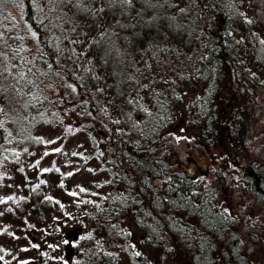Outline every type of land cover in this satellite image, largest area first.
<instances>
[{"label": "trees", "instance_id": "trees-1", "mask_svg": "<svg viewBox=\"0 0 264 264\" xmlns=\"http://www.w3.org/2000/svg\"><path fill=\"white\" fill-rule=\"evenodd\" d=\"M9 1L0 2V83L4 102L17 114L15 136L38 145L40 136L32 131L44 118L31 112L36 108L28 102V71L13 65L17 62L14 54L23 61L28 53L18 30L9 25L5 9ZM23 4L27 13L31 9L30 14L36 17L32 0ZM109 7H115L121 19L96 33L88 31L86 24L80 51V38L70 36L62 22H58L61 31L56 40L51 36L48 26L60 20L59 15L46 9L42 19L36 17L37 24L28 21L41 46L42 75L51 77L45 80L54 81L62 75L74 89L75 102L89 110L71 112L65 98L54 94L60 106L54 103L51 111L58 118L60 112H69V118L88 120L93 127L92 139L94 122L105 134L102 153L97 155L109 171L110 189L101 200L85 202L95 210L97 224L91 236L82 240L81 251L70 264L112 261L105 242L111 233L123 231L121 221L127 211L134 212L145 230L147 244L172 252L166 246V235H173L179 251L187 253L186 264H264L263 253L255 259V251L264 252L261 230L245 242L244 223L220 205L219 186L174 162L178 143L170 131L175 108L185 93L190 102L188 116L183 114L182 121L199 141L236 149L234 155L242 150L240 139L248 133L241 123L243 118H253L264 109V44L260 43L264 40V0H131L130 5L83 0L80 7L69 3V16L64 20L80 21L86 18L80 11L89 12V8L91 19L97 18ZM56 8L60 13V5ZM63 32L68 33L69 41ZM81 60L88 70L80 71ZM93 66L104 70L102 77L93 75ZM176 81L179 88L168 94ZM144 98H150L154 106L143 108ZM25 104L30 108L22 112ZM7 138L6 130L0 127V163L2 157H8V147L2 145L9 142ZM262 147H257L259 157ZM245 159L247 162L238 166L223 153L218 158L219 171L227 175L234 189L261 205L264 219V165Z\"/></svg>", "mask_w": 264, "mask_h": 264}, {"label": "rangeland", "instance_id": "rangeland-1", "mask_svg": "<svg viewBox=\"0 0 264 264\" xmlns=\"http://www.w3.org/2000/svg\"><path fill=\"white\" fill-rule=\"evenodd\" d=\"M40 1L39 10L32 5L34 13L37 11L38 20L42 19L46 9H51L53 14L59 15L62 20L51 22L48 26L51 36L56 40L61 31L58 22H62L70 36L80 38L79 51L84 45L86 24L88 31L96 33L97 30L102 31L113 24L118 18L121 19L115 7L105 8L106 12L103 15L98 13L99 17L91 19L92 12L89 8V12L88 9L80 11L86 18L81 17L80 21L77 19L70 23L69 19L64 20L65 16H69V3L50 4L49 0ZM23 3L25 0L5 3L10 18L9 25L18 30L28 53L23 61H18V56L14 54L17 62L13 65L18 64L28 71L30 76L26 80L28 102L36 108L31 112H39L40 118L44 119L39 121L32 131L35 136H40L38 145L31 143L28 138H17L15 136L17 114L4 102L0 83V108L3 109L0 111V122L7 132L6 141H9L2 144L8 147L5 152L8 157H2L0 163V264H70L81 251L79 248L82 240L91 236L90 231L97 224L94 223L95 210L90 209L85 202L89 199L101 200L110 189L109 171L102 165V160L97 155V152L102 153L105 134L103 128L94 122L96 125L92 139L93 127L88 120L77 116L69 118V112H60L61 117L58 118L51 111L54 103L57 104L56 107L60 106V100L55 102L53 95L60 94L69 104L71 112H89L75 102L74 89L69 87V83L62 75L54 81L45 80L50 75H42L43 55L38 56L41 46L36 41V36L33 37V31L29 30L28 25V21L36 24L38 22L34 14H30L31 9L27 13L28 9ZM57 5H60V13L57 11ZM67 32H63L67 36L65 41H69ZM12 41L14 42V39ZM61 45L67 47L65 42H61ZM62 54L65 55L66 51ZM67 59L69 60V57ZM74 59L71 57V60ZM47 68L45 64V69ZM83 68L88 70L89 66L82 64L81 60L80 71H83ZM91 68L96 69L94 76L98 78L103 76L102 68L98 66ZM261 81L264 86V79ZM179 84V81H176V84L168 89V94H172L173 89L177 90ZM251 86L256 90L255 85ZM260 92L262 94L261 90ZM184 94L181 96L182 101L175 108V117L170 124L171 136L174 139L180 138L173 153L174 162L190 174L207 176L208 181L219 186L220 205L240 216L244 223L246 243L254 232L260 234L258 229L261 230V238L264 239L261 205L252 196L234 189L227 175L219 171L218 166V158L223 153L236 161L238 166L247 162L245 158L264 165V109L256 116L253 115L255 116L253 118L249 119L246 115L243 118L241 123L244 124L249 136L247 133L240 139L243 143L242 150L234 155L236 149H227L217 144H202L198 139L200 137L182 121L183 114L188 116L190 102V96L186 97ZM26 105L22 112L30 108ZM141 105L150 109L154 102L150 98H144ZM62 107L65 108L66 105ZM261 146L263 147L259 157L257 147ZM44 169L49 171L45 172ZM80 188L86 191L81 192ZM70 192L75 195H69ZM122 219L123 231L120 234L111 233L109 236L111 238L105 242L108 244L112 261L103 260L97 264H186L187 253L183 249L179 251L173 235L169 233L166 235L168 240L166 246L172 248V252L169 250L167 253L164 247L147 244L143 240L146 232L140 227L133 211L125 212ZM136 252H139L140 256H136ZM262 253L264 254L262 251H255V259L259 260Z\"/></svg>", "mask_w": 264, "mask_h": 264}, {"label": "snow or ice", "instance_id": "snow-or-ice-1", "mask_svg": "<svg viewBox=\"0 0 264 264\" xmlns=\"http://www.w3.org/2000/svg\"><path fill=\"white\" fill-rule=\"evenodd\" d=\"M0 2H3V0H0ZM33 4L37 7V9L39 10V0H32ZM50 4H55V3H74L77 7H80V5L83 3V0H49ZM109 3L115 4V3H120L121 5L124 4H131V0H109ZM51 10V9H50ZM100 11H103V9H100ZM249 23H251V21H248ZM31 31V29H29ZM33 37L36 36L35 32H32ZM261 44H264V40L260 41ZM3 54L0 53V56H2ZM5 59H7V57H4ZM4 71H7V69H4ZM3 72H0V75H2ZM21 78H23V73H21ZM69 87H71L69 85ZM0 111H3L2 108H0ZM0 127H3L2 122H0ZM179 139L177 138V143H179ZM186 139V138H185ZM57 151H59V149H57ZM45 155H47V153H45ZM45 172L49 171V169H44ZM57 171H59V169H57ZM89 171H91V169H89ZM71 175V174H69ZM41 183H44V181H41ZM61 187H63V185H61ZM35 190V189H33ZM81 192L86 191L84 188H80ZM69 195H75V193L70 192ZM9 199H12L11 197H9ZM48 199H51V197H48ZM65 243H68L67 241H65ZM35 247V245H34ZM136 256H140L139 252L135 253Z\"/></svg>", "mask_w": 264, "mask_h": 264}]
</instances>
